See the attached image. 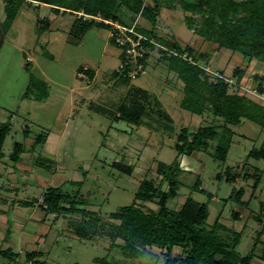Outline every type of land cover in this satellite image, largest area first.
<instances>
[{
  "label": "rangeland",
  "instance_id": "1",
  "mask_svg": "<svg viewBox=\"0 0 264 264\" xmlns=\"http://www.w3.org/2000/svg\"><path fill=\"white\" fill-rule=\"evenodd\" d=\"M65 6L70 10L60 8L57 13L53 9L58 8L40 2L24 4L0 48V126L9 124L11 128L0 161V251L8 252L6 256L0 253V264H27V255L34 252L42 255L33 262L44 264H101L103 259L118 264H164L157 248H145L146 252L136 260L124 259L117 250L108 255L110 227L118 224L110 219V214L131 205L143 179L160 183L157 164L170 165L177 160L173 145L182 129L194 132L213 126L219 132L224 122L209 113L196 116L181 109L183 84L159 61L158 45L150 54L145 76L129 85L119 82L114 75L123 62L109 38V30L94 26L83 34L78 45L71 43L68 34L77 19L75 8ZM4 8L5 2L0 0V25L6 16ZM119 15L131 19L123 12ZM123 18V22L128 20ZM133 20L140 28L153 29L157 37L173 39L182 47L201 53L214 49L187 29L177 5L173 11L161 10L155 28L139 16ZM214 54L206 69L209 75L214 77L221 70L228 79L236 67L246 68L241 88L231 91L258 101L251 95L252 77H264V65L247 64L229 51ZM26 58L31 61L34 77L46 85L47 96L41 101L31 96L22 98L28 81ZM133 97L145 107L139 127L112 115L119 104H129ZM152 99L157 100L158 106ZM158 110L169 119L159 120ZM25 127L29 137L23 134ZM228 128L234 134L225 162L212 158L217 140L210 141L203 153L180 158L179 167L184 171L179 176L181 186L168 207L177 211L189 197L206 203L208 225L219 217L222 226L240 233L238 257L247 258L258 241L252 264H264V159L250 155L264 147V129L249 121ZM41 135H46L44 144L34 146L30 152ZM15 144L23 145L25 150L16 165L9 159ZM37 157L46 161L43 164L48 169L33 166ZM114 163L132 165L134 171L128 177L113 169ZM226 168L240 177L228 182ZM244 175L248 176L245 180ZM197 177L200 188L212 195L211 201L206 194L191 191ZM76 182H83L80 189L71 186ZM48 188H60L66 194L77 192L87 201L85 209L98 218L96 222L88 220L89 240H80L72 232L71 227L81 221L80 215L57 219L40 210L39 202ZM163 189H167L165 185ZM240 189L243 195L238 203L235 197ZM33 201L37 202L33 207L20 206L21 202ZM147 206L155 208L152 204ZM234 213L240 214V220L233 219ZM114 243L122 244L120 240ZM182 254L181 248L172 251L174 257Z\"/></svg>",
  "mask_w": 264,
  "mask_h": 264
},
{
  "label": "trees",
  "instance_id": "2",
  "mask_svg": "<svg viewBox=\"0 0 264 264\" xmlns=\"http://www.w3.org/2000/svg\"><path fill=\"white\" fill-rule=\"evenodd\" d=\"M4 2L6 16L0 25V48L4 43V36L24 4L32 5L34 2H40L52 9L53 7L58 8L53 9L57 13L60 8L64 9L63 11L70 10L66 6L63 7L69 5L75 8L77 19L68 34L71 43L78 45L83 34L94 26L109 30V38L120 51L123 62L114 75L115 79L129 85L132 80L145 76L150 54L158 45L159 61L165 63L166 68L175 73L183 84L181 109L196 116L209 113L224 122L219 132L213 126L200 127L194 132H190L188 129L181 130L173 145L177 160L170 165L157 164L156 172L160 175V183L156 185L153 180L143 179L138 185L131 205L110 214V219L118 224L110 227L109 234L112 242L107 249L108 255L117 250L124 259L136 260L146 252L145 248H157L160 250L161 258L164 259V264H252L254 249L258 241L250 255L240 259L236 252L241 237L240 233L222 226L219 223V217L212 225H208L209 210L206 203H199L189 197L177 211L170 209L168 204L178 196L181 186L179 176L184 171L179 167L180 158L190 157L193 153H203L209 148L210 141L217 140L212 158L225 162L234 134L228 126H239L243 121H249L264 129V102L255 101L250 96L239 95L236 92L241 88L239 83L246 68L236 67L229 79L223 76L222 71H217L214 77L206 71L214 53L220 51L238 54L247 64L253 61L264 64V0H4ZM175 5L184 14V23L187 29L205 43L214 46L210 53H201L189 46L182 47L173 39L167 41L157 37L153 29L140 28L133 20L134 16H139L147 20L152 28H155L161 10L173 11ZM120 12H123L124 15L127 14L131 19L121 17ZM79 13L82 14V17L77 18ZM83 16L91 17V19L84 20ZM94 18L118 23L127 28L133 27L135 32L144 38L140 41L143 57L138 60V63L142 65L145 74L141 75L138 71L134 79L130 77L136 68L125 57L124 48H120L115 39L110 36L112 28L102 22L95 21ZM121 18L128 19L125 22L130 21L131 25L125 24ZM30 62V59L26 58L24 70L28 75V81L22 98L31 96L35 100L41 101L45 95L47 96L46 85L34 77ZM85 72L88 73V71ZM91 76H89L90 79H92ZM252 82V91L257 95L264 94V77L253 76ZM35 92L37 93L34 94ZM138 92L140 93V91ZM147 98L150 99V97ZM151 101L158 106L156 99ZM99 111L109 114L105 108H100ZM144 114L145 107L141 105L138 98L136 100V97L130 98L129 104H119L118 110L112 113L116 120H124L136 127L142 124ZM156 114L160 116L159 120L169 119L165 114H161L160 110ZM10 131L9 124L0 126V161L4 157L2 149ZM23 134L25 137H29L27 127L23 129ZM45 139L46 135L38 136L30 152L34 146L44 144ZM24 151L23 145L15 144L9 157L10 161L14 165L18 164L21 161L20 155ZM250 155L255 159H264V147L251 152ZM44 162L46 163L45 160L37 157L33 160V166H41L46 170L48 167L43 164ZM112 168L128 177L134 171L132 165L127 166L119 163L112 164ZM188 173L192 175L191 172ZM225 176L230 183L240 177L230 168H226ZM247 177L244 175L243 179L245 180ZM82 185L83 182L71 184V186H77L78 189ZM164 185L166 190L163 189ZM257 185L258 182L254 184V187ZM190 189L206 194L208 201L212 200V195L205 193L200 188L198 177ZM242 195L243 189H240L235 197L238 203H240ZM41 198L40 210L56 216L57 219L60 216L80 215L81 221L78 225L71 227L72 232L80 240H89L88 230L91 222L89 223L88 220L91 218L98 221V218L95 213L85 209L87 201L81 195H78L77 192L74 194L62 193L60 188H48ZM35 203L37 202H21L20 206L33 207ZM149 204L154 205L155 208H149L147 206ZM232 217L234 220H240L241 216L239 213H234ZM262 233L263 231L259 234V238ZM114 240H120L122 244L116 245ZM174 248H181L183 254L178 257L172 256ZM0 253L4 256L8 255L7 251H0ZM41 255V253L35 252L28 254L26 263L44 264L33 262ZM100 262L101 264H118L115 261H107V259Z\"/></svg>",
  "mask_w": 264,
  "mask_h": 264
},
{
  "label": "built area",
  "instance_id": "3",
  "mask_svg": "<svg viewBox=\"0 0 264 264\" xmlns=\"http://www.w3.org/2000/svg\"><path fill=\"white\" fill-rule=\"evenodd\" d=\"M79 17H82L81 13L77 14V18ZM83 19H91V17L83 16ZM94 20L97 22H102L105 25H109L112 28L110 36L115 39L116 44L120 48H124L123 51L125 57L129 59V61L132 62V64L136 68V71L131 73L130 77L134 79L138 71L141 73V75L145 74V70H143L142 65L138 63V60L143 57L142 46L140 41L144 38L141 35L137 34L133 27L127 28L119 25L118 23H113L111 21H103L98 18H94ZM251 95L257 98L259 101L264 102V94L257 95L254 91H252Z\"/></svg>",
  "mask_w": 264,
  "mask_h": 264
},
{
  "label": "crops",
  "instance_id": "4",
  "mask_svg": "<svg viewBox=\"0 0 264 264\" xmlns=\"http://www.w3.org/2000/svg\"><path fill=\"white\" fill-rule=\"evenodd\" d=\"M206 44H209V43H206ZM209 45H211V44H209ZM208 53H210V51L208 52ZM236 55H238V54H236ZM240 56V55H239ZM213 59V58H212ZM212 59L210 60V63H211V61H212ZM253 62H255V61H253ZM249 64H253L254 66H257V65H264V64H261V63H258V62H256V63H252V62H250ZM219 71V70H218ZM221 71V70H220ZM223 72V71H222ZM224 74V73H223ZM245 74H246V72H245ZM245 74H244V76H243V78L241 79V81L242 80H245L244 78H245ZM257 75H259V74H257ZM259 76H261V75H259ZM231 77V76H230ZM229 77V78H230ZM228 78V79H229ZM239 84H241V83H239Z\"/></svg>",
  "mask_w": 264,
  "mask_h": 264
}]
</instances>
